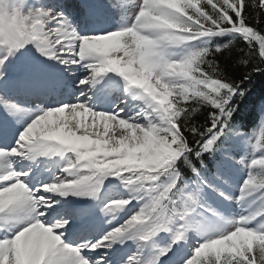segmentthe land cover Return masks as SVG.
Masks as SVG:
<instances>
[{
	"label": "snow or ice",
	"instance_id": "6c2138e0",
	"mask_svg": "<svg viewBox=\"0 0 264 264\" xmlns=\"http://www.w3.org/2000/svg\"><path fill=\"white\" fill-rule=\"evenodd\" d=\"M256 73L264 0H0V264H264Z\"/></svg>",
	"mask_w": 264,
	"mask_h": 264
},
{
	"label": "trees",
	"instance_id": "16d2710c",
	"mask_svg": "<svg viewBox=\"0 0 264 264\" xmlns=\"http://www.w3.org/2000/svg\"><path fill=\"white\" fill-rule=\"evenodd\" d=\"M231 56V59H228V60H224L222 58V60L220 62H223L226 64V66H230L232 65L236 60L239 59V54L236 50H234L231 54L229 53H225V57H229ZM248 88H249V92H250V96L253 98L254 97H259L261 95H264V73H256L254 74V78L253 80L251 81V83L248 84ZM249 99V97L247 98ZM246 99V100H247ZM246 104L248 105V102H246ZM244 106V105H243ZM242 106V107H243ZM241 107V106H240ZM249 111H250V108H249ZM246 118L245 117L243 119V122L246 121Z\"/></svg>",
	"mask_w": 264,
	"mask_h": 264
},
{
	"label": "bare ground",
	"instance_id": "6f19581e",
	"mask_svg": "<svg viewBox=\"0 0 264 264\" xmlns=\"http://www.w3.org/2000/svg\"><path fill=\"white\" fill-rule=\"evenodd\" d=\"M253 117V113L252 112H249V115H248V121H250Z\"/></svg>",
	"mask_w": 264,
	"mask_h": 264
}]
</instances>
